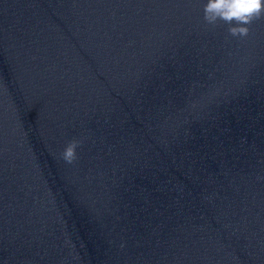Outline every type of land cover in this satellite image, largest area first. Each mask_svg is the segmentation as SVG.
I'll list each match as a JSON object with an SVG mask.
<instances>
[{"label": "water", "instance_id": "water-1", "mask_svg": "<svg viewBox=\"0 0 264 264\" xmlns=\"http://www.w3.org/2000/svg\"><path fill=\"white\" fill-rule=\"evenodd\" d=\"M206 2L0 0V264H264V17Z\"/></svg>", "mask_w": 264, "mask_h": 264}, {"label": "clouds", "instance_id": "clouds-1", "mask_svg": "<svg viewBox=\"0 0 264 264\" xmlns=\"http://www.w3.org/2000/svg\"><path fill=\"white\" fill-rule=\"evenodd\" d=\"M204 20L216 26L223 22L228 26V33L235 38L249 35L250 25L264 17V0H207L204 5ZM80 142L72 140L60 153V158L67 164L77 160V148Z\"/></svg>", "mask_w": 264, "mask_h": 264}]
</instances>
